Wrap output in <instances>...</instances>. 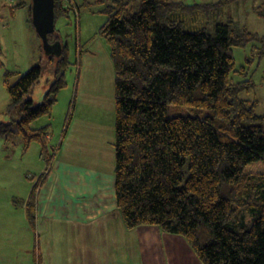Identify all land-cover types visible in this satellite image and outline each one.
<instances>
[{"label": "trees", "instance_id": "trees-1", "mask_svg": "<svg viewBox=\"0 0 264 264\" xmlns=\"http://www.w3.org/2000/svg\"><path fill=\"white\" fill-rule=\"evenodd\" d=\"M201 6L113 0L102 10L98 33L109 44L114 72L115 204L125 228L153 225L178 235L202 264H264V114H256V100L241 96L253 88L251 80L233 77L239 70L232 49L253 34L232 21L215 24L212 33L185 29L180 15H197ZM69 9L55 0L54 20ZM47 38L60 45V56L48 57L56 79L40 102L29 96L40 64L23 72L4 69L2 82L5 112L20 114L14 125L23 151L37 143L49 165L48 124H31L50 114L66 61L55 28ZM180 106L204 112L169 114ZM12 130L0 122V136ZM49 171L39 174L24 202L30 223Z\"/></svg>", "mask_w": 264, "mask_h": 264}, {"label": "rangeland", "instance_id": "rangeland-1", "mask_svg": "<svg viewBox=\"0 0 264 264\" xmlns=\"http://www.w3.org/2000/svg\"><path fill=\"white\" fill-rule=\"evenodd\" d=\"M20 1L24 2L22 7H13ZM112 1L65 0L64 7L70 5L71 9L55 21L59 40L65 44L64 82L56 91L50 114L33 120L31 124L32 127L48 124V153L53 158L47 165L44 153L40 155V146L37 152V143H31L23 151L21 137L14 125L20 114L17 110L5 112L8 97L2 83V72L4 69L23 72L40 64L41 76L29 95L37 103L56 79L55 65L48 62V57L53 54L56 59L60 55L43 48L28 15L31 0H0V122L11 123L13 129L11 133L0 136L6 147L5 158L0 162L7 172L3 175L11 181L9 192L14 193L12 195L21 194L23 181L18 179L20 174L24 173L25 180L32 184L47 168L50 171L43 184L46 181L51 183L50 200L62 194L60 184L66 179L75 176L107 179L109 174L113 175L114 72L109 44L98 33L106 19L102 10ZM173 1L205 5L198 9L197 15L194 13L196 10L180 15L185 29L204 27L212 33L215 24L232 21L253 34L245 45L232 49L234 66L240 73L234 72L233 77L235 80H251L253 88L241 96L256 100V114H264V0ZM175 112L202 115L204 110L197 111L188 106L169 109V114ZM13 160L18 161L14 163ZM45 187L40 188V195L44 194Z\"/></svg>", "mask_w": 264, "mask_h": 264}, {"label": "crops", "instance_id": "crops-1", "mask_svg": "<svg viewBox=\"0 0 264 264\" xmlns=\"http://www.w3.org/2000/svg\"><path fill=\"white\" fill-rule=\"evenodd\" d=\"M5 148L1 138L2 161ZM36 149L39 153L38 144ZM3 172L0 162V264H202L178 235L153 225L125 228L115 204L113 175L66 179L60 184L62 194L53 200L46 181L44 194L39 193L43 185L37 190L30 223L24 202L33 183L20 174L21 194L14 196Z\"/></svg>", "mask_w": 264, "mask_h": 264}, {"label": "water", "instance_id": "water-1", "mask_svg": "<svg viewBox=\"0 0 264 264\" xmlns=\"http://www.w3.org/2000/svg\"><path fill=\"white\" fill-rule=\"evenodd\" d=\"M54 2L55 0H31V22L45 51L59 53L60 45L50 44L47 38L54 31Z\"/></svg>", "mask_w": 264, "mask_h": 264}, {"label": "built area", "instance_id": "built-area-1", "mask_svg": "<svg viewBox=\"0 0 264 264\" xmlns=\"http://www.w3.org/2000/svg\"><path fill=\"white\" fill-rule=\"evenodd\" d=\"M65 1V0H64Z\"/></svg>", "mask_w": 264, "mask_h": 264}]
</instances>
